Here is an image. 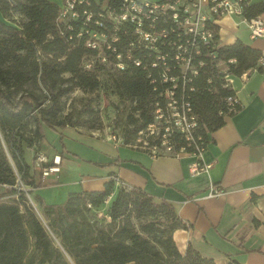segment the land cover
Masks as SVG:
<instances>
[{
    "label": "trees",
    "instance_id": "obj_1",
    "mask_svg": "<svg viewBox=\"0 0 264 264\" xmlns=\"http://www.w3.org/2000/svg\"><path fill=\"white\" fill-rule=\"evenodd\" d=\"M62 1L0 0V133L20 179L32 189L43 185L24 162L23 144L29 147L33 137H24L21 130L31 123L33 136L42 143L44 126L54 130L76 126L68 115L58 117L63 95L74 88L97 90L104 76L120 102L133 104V128L123 134L124 144L130 145V140H137L138 132L153 122L154 103L163 88L158 80H152L154 72L149 77L147 70L130 63L122 71L104 66L86 71L82 60L90 50L84 45V37H77L83 32L80 21H73L71 29L62 26L63 35L57 28ZM89 1L92 7L96 6L95 0ZM121 2L109 0L108 4L118 9ZM261 14L264 0L244 9L247 19ZM15 15L21 20L15 21ZM211 28L214 40L218 41L217 26L213 24ZM201 52L205 54L206 49ZM214 52L215 62H225L231 75L261 70V52L240 40L218 46ZM218 71L214 65L207 66L185 87L197 117L196 136L202 138L204 146L208 134L221 127L226 116L240 109L237 105L228 111L223 99L234 91L223 87ZM171 140L175 150L184 146L177 135ZM59 156L62 160L63 153ZM33 161L35 165V158ZM53 165L51 161L41 163ZM16 184L17 176L0 142V189L9 188L0 196V264H214L191 247L184 254L177 250L172 232L185 224L169 203L155 202L138 187L114 188V179L110 178L102 190L70 192L61 204L41 202L46 226L57 239L55 245L21 189H15ZM114 190V197L104 206Z\"/></svg>",
    "mask_w": 264,
    "mask_h": 264
},
{
    "label": "crops",
    "instance_id": "obj_2",
    "mask_svg": "<svg viewBox=\"0 0 264 264\" xmlns=\"http://www.w3.org/2000/svg\"><path fill=\"white\" fill-rule=\"evenodd\" d=\"M259 1L251 0L250 4ZM261 16L264 18V14ZM213 24L217 26L219 46L240 40L261 52L262 63L261 70L250 69L231 77L240 109L208 134L200 160L210 168L190 176L189 166L195 161L190 153L153 157L139 146L109 145L110 160L99 164L100 169L80 175L69 171L64 176L67 184L80 187L70 192L102 190L104 183L113 178L128 187L140 188L155 202L169 203L185 224L172 232L181 254L191 247L214 264H264V37H252L241 16L225 15ZM46 155L49 161L59 156ZM60 172L59 168L57 178L46 177L42 187L59 184ZM67 176L80 179L69 180ZM210 184L225 193L208 197ZM32 194L42 203L53 204L43 199L40 190L32 189Z\"/></svg>",
    "mask_w": 264,
    "mask_h": 264
},
{
    "label": "built area",
    "instance_id": "obj_3",
    "mask_svg": "<svg viewBox=\"0 0 264 264\" xmlns=\"http://www.w3.org/2000/svg\"><path fill=\"white\" fill-rule=\"evenodd\" d=\"M108 1L95 0L96 6L92 7L89 0H63L56 17L59 33L63 35L62 26L71 29L73 21H80L83 32L77 37H84V45L90 50L82 60L86 71L92 72L98 66L122 71L130 63L147 70L149 77L154 72L152 80H158L163 88L154 103V120L138 132L137 146L153 157L190 153L195 157L189 166L190 176L207 171L210 164L200 160L205 146L202 138L196 136L197 117L185 87L198 77L201 69L214 65L224 81L223 87L231 88L232 75L226 63L215 62L214 49L219 44L213 38L211 25L219 17L237 15L242 17L252 37H264V18L244 16L251 0H122L118 9L111 8ZM202 48L206 49L205 54ZM207 81H211V76ZM223 101L228 111L240 105L235 93ZM173 135L184 141L178 150L171 140ZM46 162L49 161L44 155H35L41 181L48 176L57 178L59 172V156L51 160L53 166H41ZM224 193L221 187L210 184L207 196ZM101 215L99 212L98 216Z\"/></svg>",
    "mask_w": 264,
    "mask_h": 264
},
{
    "label": "rangeland",
    "instance_id": "obj_4",
    "mask_svg": "<svg viewBox=\"0 0 264 264\" xmlns=\"http://www.w3.org/2000/svg\"><path fill=\"white\" fill-rule=\"evenodd\" d=\"M159 1V0H146ZM15 21H20L21 18L14 16ZM67 76V75H66ZM100 81L102 85L94 91H83L74 88L61 98L62 111L58 113V117L68 115L71 121L77 123L76 126H67L66 130H54L46 126L43 127L44 139L39 143L33 136V125L27 124L21 133L24 137L32 138L29 147L23 144L24 148V162L29 166L30 174H32L38 181L40 178V169L33 164V159L36 154L44 155L48 161L50 158L46 155H53L54 153H63V159L60 166L61 181L59 184L48 187L36 188L40 190L43 199L53 204H61L66 200L68 192L80 187H73L67 184L64 174L69 171L80 172V174L92 173L100 169L101 163H106L110 160L108 153H110V146L117 148L118 146H127L124 144V131L130 130L133 126L130 124V115L133 112V104L129 102H120L117 97L111 92L110 85L106 82L105 77L101 76ZM48 102H45L47 104ZM137 112L133 113V117H137ZM0 142L2 148L7 155V158L17 176V184L15 189L24 194L26 202L30 205L41 221L49 236L57 245V239L50 233L46 226V220L41 209V201L36 199L32 194V188L25 185L17 173L14 161L11 157L9 148L5 143L3 136L0 133ZM130 145L137 146L138 140H130ZM53 159V158H52ZM65 174V175H66ZM69 180H78L80 176H76ZM112 179V178H111ZM40 182L42 183L41 179ZM114 180V188L122 186L121 183H116ZM8 187H1L0 196L5 193ZM35 189V190H36ZM39 193V192H38ZM116 191L106 198L104 206L108 205L114 197ZM23 210V207H21ZM103 213V211H101ZM100 217V216H99Z\"/></svg>",
    "mask_w": 264,
    "mask_h": 264
}]
</instances>
